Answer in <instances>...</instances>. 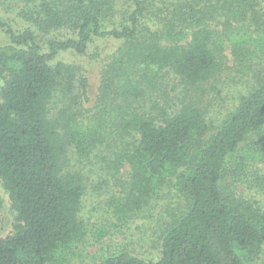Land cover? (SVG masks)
Returning <instances> with one entry per match:
<instances>
[{
  "label": "trees",
  "instance_id": "obj_1",
  "mask_svg": "<svg viewBox=\"0 0 264 264\" xmlns=\"http://www.w3.org/2000/svg\"><path fill=\"white\" fill-rule=\"evenodd\" d=\"M131 1L125 24L110 29L104 20L113 0L43 1L32 22L44 35L57 34L46 49L32 31L14 33L0 21L9 39L0 45V185L14 214L11 232L0 238V264H70L86 238L97 244L136 219H154L165 199L153 257L119 250L90 264L264 260V207L231 187L243 182L264 195L259 0H167L150 15L145 0ZM97 39L121 44L100 75L97 108L85 123L88 80L54 60L67 51L83 56ZM225 43L237 74L249 79L215 119L213 102L225 100ZM173 77L170 97L165 88ZM70 147L77 168L69 169ZM81 161L92 167L106 223L92 237L83 218L90 182Z\"/></svg>",
  "mask_w": 264,
  "mask_h": 264
},
{
  "label": "rangeland",
  "instance_id": "obj_2",
  "mask_svg": "<svg viewBox=\"0 0 264 264\" xmlns=\"http://www.w3.org/2000/svg\"><path fill=\"white\" fill-rule=\"evenodd\" d=\"M43 1L55 0H0V21L14 33H19L26 29L32 31L39 46L46 49V42L57 34H53L52 32L50 35H44L32 22L34 18L38 17V6ZM161 2L165 3L167 0H145V13L150 15L151 11L154 10L159 14L158 9H160L159 7L161 6ZM259 3L262 12L264 11V0H259ZM132 4L131 0H113L110 11L106 10L109 14L104 20L105 27L110 29L114 27L118 28L119 26L124 25L128 13L132 11ZM60 37L64 36L60 35ZM8 43L9 39L6 29L0 28V45L2 46ZM120 44L121 42L117 40L97 39L90 44L88 52L83 56L67 51L59 53L54 60L55 62H61L74 66V68L77 69V73L83 74L88 80L87 101H83L84 107L81 110L82 115L85 116V123L89 122L90 116H94V112L97 108V102L99 101L98 87L100 85V75L104 67L111 62V55L116 52ZM224 45V63H226L227 68L221 73L222 77L220 79L226 82L219 83V88L222 91L220 97L225 98V100L222 102L220 98H218L213 102L210 113L215 119H220L225 112H228L231 109V99L236 97L237 94L239 95L245 91V83L249 79L248 75L237 74L238 70L234 67L235 63L231 57L230 49L226 43ZM227 76L232 80H235V82H229L226 79ZM240 76L242 77V81H240ZM175 83L176 80L173 77L170 79L165 88V90L170 92V97L175 95V93L171 91V87ZM60 99L57 100L59 102L53 106L51 114H59L61 108ZM77 112L78 111L75 110V113ZM76 116L79 117L78 113ZM79 120L81 122V118ZM86 126L90 127L89 125ZM71 151L72 147H70V152ZM78 159L79 158L74 151L69 154V169L79 167ZM80 160L85 159L80 158ZM255 166L263 171L261 164L255 163ZM80 167L87 173L90 182L88 183V194L84 199L85 208L83 211V218L90 230V237H92L98 229L103 226L106 227V223L103 224L101 222L102 216L99 208L100 204L97 199L96 191H94L91 187L94 174H91L88 170L92 167L82 161ZM235 173L236 172L234 171L233 174L235 175ZM226 183H233L232 175H227ZM109 184L112 186L114 181L110 180ZM231 187L238 195H242L247 199L256 201L259 206L264 207V195L259 188L247 186V184L243 182H240L237 185L233 184ZM115 189L117 190L118 188L115 187ZM0 200V238H3L11 232L14 214L10 206L8 195L2 189L1 185ZM167 200L168 199L162 200L159 202L158 206H155L154 211L156 212V218L154 219H136L129 223L126 228L121 229L122 234L118 233L120 232L118 229L112 230L109 236L104 237L102 241L97 244L93 243L94 241L92 238H86L85 244L83 243L80 245L71 257L70 264H90L100 260L103 256L119 250L131 251L134 254L142 256L144 259L153 257L154 250L152 248V242L154 239H152V235L157 228V219H166L164 207L166 203H168ZM169 204L174 205L173 207H175V209L178 207L176 203ZM159 211L160 214L157 217ZM260 258L251 260L250 264H264L263 258Z\"/></svg>",
  "mask_w": 264,
  "mask_h": 264
}]
</instances>
